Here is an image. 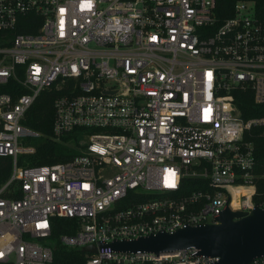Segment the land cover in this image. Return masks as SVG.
Segmentation results:
<instances>
[{"label": "built area", "instance_id": "2783aa9c", "mask_svg": "<svg viewBox=\"0 0 264 264\" xmlns=\"http://www.w3.org/2000/svg\"><path fill=\"white\" fill-rule=\"evenodd\" d=\"M218 0H0V264H60L58 244L82 264H223L195 247L156 255L112 243L219 223L251 212L255 146L264 115L245 119L239 93L264 104V19L253 0L230 17ZM42 20L18 31L20 17ZM55 91L52 138L85 131L65 162L19 164L43 133L23 123ZM21 91V92H20ZM75 233L52 238L53 218ZM95 246V251L87 246ZM249 264H264V254Z\"/></svg>", "mask_w": 264, "mask_h": 264}, {"label": "trees", "instance_id": "16d2710c", "mask_svg": "<svg viewBox=\"0 0 264 264\" xmlns=\"http://www.w3.org/2000/svg\"><path fill=\"white\" fill-rule=\"evenodd\" d=\"M238 0H218L216 13L221 19L233 15L235 3ZM255 1L258 15L264 19V0ZM42 20L35 14H28L20 17L18 31L22 33H36L41 26ZM13 82L11 80L6 85H0V92H13ZM21 92V91H20ZM55 91L46 90L41 93L31 109L27 112L23 123L34 130L42 132L44 135L33 139L36 152L29 155H21L18 158L19 164L40 165L71 160L80 154V139L85 129H75L63 136L61 140L52 138V126L54 120L53 103ZM238 104L242 109L245 119L260 117L264 115V104H257L254 101L253 93L240 92ZM247 138L253 141L255 146V158L257 170H264V128L254 127ZM13 169V158L11 156L0 157V187H2L11 177ZM255 201L258 204L264 203V177L257 181V193ZM52 238L58 240L64 233H75L77 230V220L75 218L54 217ZM56 262L60 264H82L84 253L79 249H69L60 244L55 248Z\"/></svg>", "mask_w": 264, "mask_h": 264}, {"label": "water", "instance_id": "95a60500", "mask_svg": "<svg viewBox=\"0 0 264 264\" xmlns=\"http://www.w3.org/2000/svg\"><path fill=\"white\" fill-rule=\"evenodd\" d=\"M219 223L179 228L174 232H157L134 240L112 243L117 250H138L156 255L175 253L195 247L200 253L220 256L223 264H249L264 254V207L258 205L251 212L232 211L227 207ZM95 251V246L83 250Z\"/></svg>", "mask_w": 264, "mask_h": 264}]
</instances>
